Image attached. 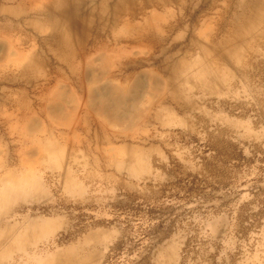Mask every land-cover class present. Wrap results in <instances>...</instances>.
<instances>
[{
  "label": "rangeland",
  "instance_id": "374dc122",
  "mask_svg": "<svg viewBox=\"0 0 264 264\" xmlns=\"http://www.w3.org/2000/svg\"><path fill=\"white\" fill-rule=\"evenodd\" d=\"M248 1L117 25L85 0L70 53L47 0L0 2V264H264V25L229 26Z\"/></svg>",
  "mask_w": 264,
  "mask_h": 264
},
{
  "label": "bare ground",
  "instance_id": "6f19581e",
  "mask_svg": "<svg viewBox=\"0 0 264 264\" xmlns=\"http://www.w3.org/2000/svg\"><path fill=\"white\" fill-rule=\"evenodd\" d=\"M23 0H0L1 3L6 4H12V3H17L21 6H23ZM42 1V0H41ZM45 1V0H44ZM111 0H104L103 4L101 5L100 8V13L101 15H105V13L107 12V9L109 8L108 3ZM135 0H130V2H127V0H117L116 4L114 5L113 9H112V16L114 19V23L115 24H120L121 20L120 17L122 15H126L129 17H134L136 10L139 9H145L148 8L150 6H155V4L160 5V6H165L167 5L169 2H172L173 0L170 1H164V0H150L148 3H143L140 4V6L138 4H134ZM158 1V2H157ZM175 1V0H174ZM39 2V1H38ZM249 2V1H248ZM46 3V5H44ZM44 4H42V6L44 5V8H46L44 11L42 10V12H40L41 10L37 11L36 14H41L43 12H45L49 17L51 22L48 24L47 28L50 29L51 31L54 32L55 37H56V42L60 44L61 47L65 48V52L66 53H70L72 50L70 41L68 39V33H69V29L71 26V29H73V24L71 19H76L75 21L81 20V18H84L86 16V5H85V0H47V2H45ZM250 5L253 6L251 10L248 11L247 16L245 17V13L243 15L239 14L236 15L235 18H233V20L229 23V26L231 27H235L237 29L240 30H246V29H250L252 26L257 28L259 25H264V17L260 18V19H256L255 17L257 15H259L260 10L262 8V6H264V0H251ZM3 4V5H4ZM33 4V3H32ZM151 4V5H150ZM5 5L3 7H5ZM40 5V3H39ZM31 6V4H30ZM46 6V7H45ZM138 6V7H137ZM257 7V8H256ZM42 8V7H40ZM256 8V9H255ZM23 9V8H22ZM37 9V8H36ZM243 10V9H242ZM35 11V10H34ZM231 11V10H230ZM229 11V12H230ZM1 12V11H0ZM8 14L10 16L13 17H17L20 16L21 13H19L16 10H8L7 11ZM89 12V11H88ZM3 15V14H2ZM6 15V14H5ZM5 15L3 18H5ZM25 15V14H24ZM229 16V15H228ZM23 17V16H22ZM88 17V16H87ZM7 19V18H6ZM67 20H69V22L67 23ZM224 23V22H223ZM6 25V23L4 24ZM126 24L122 25V29H125ZM39 27V26H38ZM3 30L8 29L7 26H2L0 27ZM222 29V28H221ZM104 29H102L101 31H103ZM147 31V30H146ZM102 34V32L98 33L97 35ZM148 40H151L150 38H148ZM118 41V40H117ZM84 45V44H83ZM200 48V47H199ZM203 54V52H202ZM237 56V55H236ZM24 58V57H22ZM26 58V57H25ZM24 58V59H25ZM31 58V57H30ZM29 59V58H28ZM33 60V59H32ZM191 60V59H189ZM18 62V61H17ZM21 62V61H19ZM183 64V63H182ZM235 68V67H234ZM224 87V86H223ZM237 91V90H236ZM212 92V91H210ZM222 94V93H221ZM237 95V94H236ZM58 184V183H57ZM27 186V185H26ZM25 187V186H24ZM32 188V187H31ZM21 189V188H20ZM28 190V187L26 188ZM44 189V188H43ZM66 190V189H65ZM44 192V191H43ZM41 192V193H43ZM69 192V191H68ZM6 193V192H5ZM38 194V192H37ZM78 194V193H77ZM6 196V195H5ZM5 198V197H4ZM3 200V199H2ZM20 209V207H19ZM19 211V210H18ZM12 221H10L11 223ZM14 222V221H13ZM34 225V224H31ZM5 228L11 229L8 226H5ZM18 229V228H17ZM22 229V228H21ZM42 230V229H40ZM47 231V230H46ZM21 232V231H20ZM40 232V231H39ZM43 232V231H42ZM55 232V231H54ZM34 233V232H33ZM45 235V233H39L37 235H32V232H30V229L27 228V230L24 231L23 235L21 236V238L24 240L26 238H32V237H36L37 239H33V241H37L40 240L43 236ZM50 237V236H49ZM16 239H20V237H16ZM89 239V237H88ZM12 240V239H11ZM32 240V239H31ZM41 242V241H40ZM6 248V247H5ZM2 253V252H1ZM0 253V254H1ZM4 253V252H3ZM65 257V256H64ZM63 257V258H64ZM12 258V257H11ZM66 258V257H65ZM2 259V258H1ZM67 259V258H66ZM58 260V259H57ZM72 260V259H71ZM83 260V259H82ZM66 261V260H65ZM70 261V260H69ZM85 260H83L84 262ZM73 262V261H71ZM64 263V262H63ZM12 264V263H11ZM65 264V263H64ZM67 264V263H66Z\"/></svg>",
  "mask_w": 264,
  "mask_h": 264
}]
</instances>
